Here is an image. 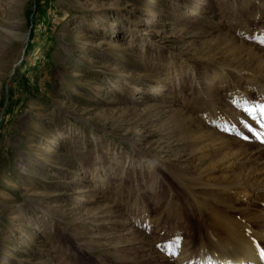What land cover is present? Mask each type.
<instances>
[{"label": "rangeland", "instance_id": "1", "mask_svg": "<svg viewBox=\"0 0 264 264\" xmlns=\"http://www.w3.org/2000/svg\"><path fill=\"white\" fill-rule=\"evenodd\" d=\"M261 86L264 0H0V264H176L181 181L251 208L205 184L264 163Z\"/></svg>", "mask_w": 264, "mask_h": 264}, {"label": "bare ground", "instance_id": "2", "mask_svg": "<svg viewBox=\"0 0 264 264\" xmlns=\"http://www.w3.org/2000/svg\"><path fill=\"white\" fill-rule=\"evenodd\" d=\"M258 89L264 96V87L261 86ZM253 105L247 107L248 114L252 116V120L260 123L262 126L260 132L264 136V111H262L264 101L259 106ZM260 112L262 115L259 117ZM249 118L251 119V117ZM153 163L156 164V162ZM233 167L234 165L228 166L227 170L234 172ZM244 168L245 173H243ZM239 170H242V174L234 176L232 180H226V183L216 184L209 179L205 186L222 188L225 194L233 196V205L239 204V201H247L252 204L253 206L245 209L246 211L234 207L212 205V209L205 212L200 208L199 199L195 192V188L201 184L194 179L181 181L180 184L186 188L184 193L188 195L192 205L190 207L194 208L193 216L197 219L198 228L195 231L194 226L191 223L188 224L190 240L184 245L182 253L178 254L179 256L177 251L174 252L172 248V250L170 249L172 256H178V258L175 257L177 259L176 264H264V215L260 213L261 211L256 212L254 209L257 205H264V176H261L263 178V194L257 192L258 197L262 196L263 202L256 201V194L251 190L255 182L259 180V176H255L258 173L264 175V163H251L248 168L239 166ZM185 223H188L187 220Z\"/></svg>", "mask_w": 264, "mask_h": 264}, {"label": "snow or ice", "instance_id": "3", "mask_svg": "<svg viewBox=\"0 0 264 264\" xmlns=\"http://www.w3.org/2000/svg\"><path fill=\"white\" fill-rule=\"evenodd\" d=\"M262 111H264V109H262Z\"/></svg>", "mask_w": 264, "mask_h": 264}]
</instances>
